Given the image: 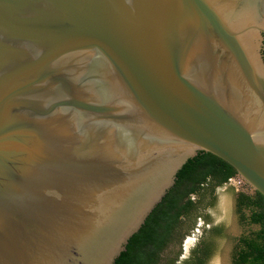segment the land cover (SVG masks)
<instances>
[{
  "label": "water",
  "instance_id": "95a60500",
  "mask_svg": "<svg viewBox=\"0 0 264 264\" xmlns=\"http://www.w3.org/2000/svg\"><path fill=\"white\" fill-rule=\"evenodd\" d=\"M202 150L264 195V0H0V264H114Z\"/></svg>",
  "mask_w": 264,
  "mask_h": 264
},
{
  "label": "trees",
  "instance_id": "16d2710c",
  "mask_svg": "<svg viewBox=\"0 0 264 264\" xmlns=\"http://www.w3.org/2000/svg\"><path fill=\"white\" fill-rule=\"evenodd\" d=\"M238 175L221 157L200 151L179 170L175 184L135 233L114 264H209L225 236V224L214 223L209 209L218 188ZM241 223L251 227L236 238L233 264H264V195L238 191ZM204 221L190 254L181 258L184 239Z\"/></svg>",
  "mask_w": 264,
  "mask_h": 264
},
{
  "label": "rangeland",
  "instance_id": "374dc122",
  "mask_svg": "<svg viewBox=\"0 0 264 264\" xmlns=\"http://www.w3.org/2000/svg\"><path fill=\"white\" fill-rule=\"evenodd\" d=\"M253 188L240 175H236L231 181L218 188V200L214 207L210 208V214L214 223H224L225 236L221 239L220 246L216 254L209 261V264H233L236 238L243 232H249L251 227L244 226L239 218L236 207V197L238 191L253 192ZM204 226V221H200L192 233L184 239L183 253L181 258L190 254L191 249L197 243Z\"/></svg>",
  "mask_w": 264,
  "mask_h": 264
}]
</instances>
